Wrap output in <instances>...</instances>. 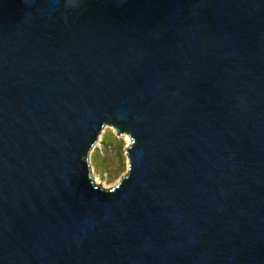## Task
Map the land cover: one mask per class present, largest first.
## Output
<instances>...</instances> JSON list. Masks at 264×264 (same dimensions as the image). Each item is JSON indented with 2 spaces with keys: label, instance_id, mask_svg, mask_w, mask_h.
I'll return each mask as SVG.
<instances>
[{
  "label": "water",
  "instance_id": "1",
  "mask_svg": "<svg viewBox=\"0 0 264 264\" xmlns=\"http://www.w3.org/2000/svg\"><path fill=\"white\" fill-rule=\"evenodd\" d=\"M0 264H264V0H0Z\"/></svg>",
  "mask_w": 264,
  "mask_h": 264
},
{
  "label": "rangeland",
  "instance_id": "2",
  "mask_svg": "<svg viewBox=\"0 0 264 264\" xmlns=\"http://www.w3.org/2000/svg\"><path fill=\"white\" fill-rule=\"evenodd\" d=\"M128 145L127 136H116L110 127L102 130L89 154L90 170L97 185L109 189L126 174L128 161L125 149Z\"/></svg>",
  "mask_w": 264,
  "mask_h": 264
},
{
  "label": "bare ground",
  "instance_id": "3",
  "mask_svg": "<svg viewBox=\"0 0 264 264\" xmlns=\"http://www.w3.org/2000/svg\"><path fill=\"white\" fill-rule=\"evenodd\" d=\"M101 133H102V132H101ZM101 133H100V134H101ZM99 136H100V135H99ZM94 181H95V183H96V184H94V185H97V183H98L97 180L95 179V180H93V182H94Z\"/></svg>",
  "mask_w": 264,
  "mask_h": 264
}]
</instances>
